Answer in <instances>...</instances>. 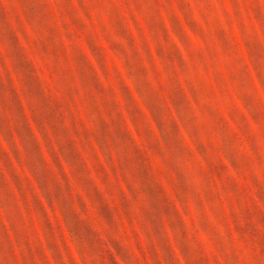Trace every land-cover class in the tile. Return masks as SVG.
I'll list each match as a JSON object with an SVG mask.
<instances>
[{
    "label": "clouds",
    "instance_id": "clouds-1",
    "mask_svg": "<svg viewBox=\"0 0 264 264\" xmlns=\"http://www.w3.org/2000/svg\"><path fill=\"white\" fill-rule=\"evenodd\" d=\"M90 6L91 18L80 0H0L11 21H0V264H264V110L255 103L257 88L264 89V0H228L227 8L224 0H91ZM94 24L119 45L115 59L124 75L113 74L111 83L90 46L86 57L78 54L77 35L87 41ZM118 24L127 34L116 31ZM181 30L193 35L192 43L180 38ZM165 32L170 43L161 39ZM57 44L67 62H57ZM173 46L178 53L165 62L161 52ZM24 49L48 69V98L36 95ZM85 63L95 71H85ZM9 70L33 124L38 114L51 121L75 196L57 164L51 191L33 177L37 195L25 200L32 188L21 185L7 161L20 166L13 137L24 145L31 132ZM146 72L164 94L158 103L145 90ZM129 128L159 162L157 179ZM72 136L95 185L83 165L71 162ZM32 151L34 142L24 148L25 165Z\"/></svg>",
    "mask_w": 264,
    "mask_h": 264
},
{
    "label": "rangeland",
    "instance_id": "rangeland-1",
    "mask_svg": "<svg viewBox=\"0 0 264 264\" xmlns=\"http://www.w3.org/2000/svg\"><path fill=\"white\" fill-rule=\"evenodd\" d=\"M81 4L87 3L89 5V16L92 17V8H91V0H80ZM117 4H122V0H116ZM123 3L128 4H134L135 0H123ZM69 4H71V0H69ZM225 8L228 7V0H224ZM214 6V5H213ZM17 8L19 10V5H17ZM71 11V9H69ZM125 11L124 7L121 6L119 8V13H123ZM137 20L140 18L137 17ZM0 21L6 22L11 26V21L8 19L6 12H0ZM116 31L120 34H127V29L122 25L118 24L115 25ZM103 31H107V28H101L99 25L94 24L93 33L89 36L88 40L85 41L79 37V34L77 35L76 44L79 46V55L87 56V48L90 46L92 52L96 53L98 58L101 60L103 68L105 72L108 75L109 83L112 82V76L113 74H118L121 78H123V71L120 67L119 61L115 59V56L118 54L119 45L116 44L113 40H111L108 36H101L100 33ZM193 31L196 33L195 39L199 43H203V32L202 30L198 28H194ZM180 38L184 40L187 43L193 42V35L191 33H184L183 30L180 31ZM162 40H165L166 42H171L172 37L168 36L166 32L161 37ZM54 44L57 42L54 40ZM222 45L226 44L225 41L221 40ZM260 46L264 47V36L260 38ZM51 48H47L46 51L51 52ZM178 53V50L173 46L172 48L167 49V51L162 50L161 55L164 57L165 62L167 61V58L169 56L172 57V59H175V55ZM181 55V58L183 60L184 54L181 52L179 53ZM24 58L27 60V63L24 65L25 70L31 74L32 78V84L33 88L36 92V95H40L43 93L45 98L49 97V93L51 92V83H50V77L48 73V69L45 67L44 61L41 59L39 55H33L31 52H29L28 49H24ZM56 60L57 62H67L68 57L66 54V50L61 47L59 44H57L56 48ZM7 65V62H5ZM30 65V67H29ZM82 67L87 71L89 68L92 69V71H95L94 66L87 65L86 63L82 65ZM221 80H223L225 83H227V73H223L219 76ZM9 79L12 81V88L16 92V99L20 104L21 109H23V116L25 119V122L27 123L28 129L31 132V137L25 138V144L22 145L19 140L13 137V141L16 145V151L18 155L21 158L20 166H16L15 162L12 160L7 161L11 165V172L12 175H14L23 186L25 182H27L28 185L32 188V193L25 191L24 198L26 201H30L33 195H37L35 184L33 183V177L37 180H44L48 186L49 191H51V186L53 183L57 182L59 180L58 176V169L56 165L58 164L60 166L59 171H62L64 174L65 180L68 182V188L69 191L72 193L73 196L76 195L77 188L72 182V178L69 175V169L64 164V160L60 155V151L56 148L55 145V136L53 135V128L50 127L51 121L44 119L42 115L37 116L38 119V125L33 124L32 122V113H30L26 106L23 96L20 94V86L16 83L15 76L11 74V71L9 70ZM144 79L146 80L145 90H151L154 95L151 96V102L158 103L164 96L163 92L159 91V85L157 84V81L153 79L151 72H146ZM38 85V87H37ZM130 95L134 96V93L129 92ZM75 99V97H73ZM185 100H187V95L185 96ZM255 103L260 106L262 110H264V89L257 88V94L255 97ZM164 105L166 107L167 100H164ZM77 106H79V102L77 101ZM49 107H53L51 103L49 104ZM100 111L103 113V109L101 108ZM137 111L143 115V118L145 120H149L148 114L144 111L143 107L137 104ZM262 114H264V111H262ZM121 119H125L124 115L121 114ZM167 121V117L165 114V122ZM10 127V124H9ZM39 128V130H38ZM130 136L132 137L133 144L136 148V150L140 153V155L144 158L146 161V168L149 169L150 175L155 180L157 179V170L159 167L158 161H153L141 148L139 143L136 141L135 134L132 133L131 129H128ZM42 134L43 137L42 138ZM70 140L72 142V150L75 153V156H79V160H77L74 156L73 160L71 161L72 164L75 167H80L83 165L84 167V173H88V180L91 182V185H95L96 181L94 177L89 173L88 165L86 159L83 157V155L79 151V144L76 141V138L74 136L70 137ZM32 142L35 143V147L37 151H32L29 154L28 159V165H25L24 162V148L27 146L29 149L32 148ZM47 145V146H46ZM49 148L51 151H49ZM3 155H6L4 153ZM2 158V157H0ZM29 168H31V174L29 172ZM81 177H78L80 179ZM5 181H7V177H5ZM91 185L89 186V190H91ZM161 188L164 191L165 195L168 194L167 189L164 187L163 184H161ZM43 206V204L41 205ZM56 209V203L53 201V211ZM45 212L48 214L49 218H51L52 213L48 211V209L45 207ZM57 220H59V217H57ZM127 230V228H126ZM132 230L136 231L137 234L139 232L137 225L135 221L132 222ZM139 258V256H138Z\"/></svg>",
    "mask_w": 264,
    "mask_h": 264
}]
</instances>
